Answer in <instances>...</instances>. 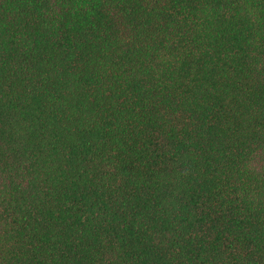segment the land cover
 Here are the masks:
<instances>
[{
    "label": "trees",
    "instance_id": "obj_1",
    "mask_svg": "<svg viewBox=\"0 0 264 264\" xmlns=\"http://www.w3.org/2000/svg\"><path fill=\"white\" fill-rule=\"evenodd\" d=\"M0 264H264V0H0Z\"/></svg>",
    "mask_w": 264,
    "mask_h": 264
}]
</instances>
